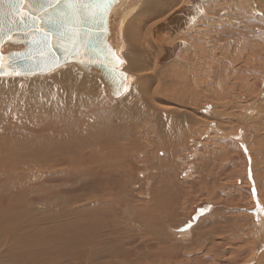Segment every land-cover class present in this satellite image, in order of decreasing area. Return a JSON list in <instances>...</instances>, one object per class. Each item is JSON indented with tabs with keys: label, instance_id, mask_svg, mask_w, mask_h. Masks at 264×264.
Instances as JSON below:
<instances>
[{
	"label": "bare ground",
	"instance_id": "6f19581e",
	"mask_svg": "<svg viewBox=\"0 0 264 264\" xmlns=\"http://www.w3.org/2000/svg\"><path fill=\"white\" fill-rule=\"evenodd\" d=\"M257 26L259 32H251ZM98 34L118 58L119 95L110 93L100 68H85L78 58L26 75L31 77H0V187L11 191L26 174L86 175L95 184L115 176L80 200L84 211H92L90 219L73 218L89 225L83 244L88 256L103 252L105 264H231L242 254L244 260L234 264H264V70L261 76L256 70L264 67V0H112ZM5 44L2 52L9 49ZM223 89L255 90L253 102L235 117L234 135L217 128L201 141V125L208 120L204 128L211 132L216 116L200 115L199 99L205 90ZM246 126L253 152L243 143ZM215 136H233L239 143ZM186 152L190 161L182 159ZM240 154L255 203L250 213L226 189L240 178L235 159ZM200 167L207 171L200 179L209 183H200L201 191L206 187L210 197H221L211 199L215 212L205 218L193 214L179 222L174 232L190 241L180 249L169 243L165 222L178 226L171 207L180 208L187 196L181 186L180 198L170 202L176 193L170 187L177 174L190 179ZM219 180L224 190L216 186ZM167 186L163 200L161 187ZM145 192L148 199L136 200ZM78 206L68 209L73 213Z\"/></svg>",
	"mask_w": 264,
	"mask_h": 264
},
{
	"label": "rangeland",
	"instance_id": "374dc122",
	"mask_svg": "<svg viewBox=\"0 0 264 264\" xmlns=\"http://www.w3.org/2000/svg\"><path fill=\"white\" fill-rule=\"evenodd\" d=\"M251 32L258 33L259 27L257 26V28H254ZM19 45L20 44L8 42L3 47L6 48L7 46H9V49L6 50L8 52L14 48L17 49ZM69 62L75 63L78 61H69ZM90 67H95V66H90ZM256 70L258 72L257 73L258 76L259 75L261 76L264 67L261 66ZM24 76L31 77L33 75L31 76L24 75ZM0 77L9 78L8 76H0ZM10 77H18V76H10ZM101 82L104 85L108 86L102 80ZM258 84H260L259 80L257 81V85ZM216 91L218 92L219 96H215L213 94ZM216 91L205 90L203 91L202 96L199 99V103H200L199 111H198L199 114L205 117L206 116L205 111H210L216 116L214 118L215 125L214 128L211 129V132L210 131L205 132V128H206L205 124L208 120H204V124L201 125V128L203 129L201 133L202 135L200 134L201 141L202 140L206 141L209 138V136H211L213 133L216 135L217 132L215 133L212 131H216L215 129L217 128L222 129L224 131L226 130V132H228L229 134L233 133L234 135V133H236L239 130L238 127L239 124L235 117L241 116L245 106L248 103L253 102L252 95L255 90L223 89ZM110 96L113 97L112 95ZM244 96L246 98H243ZM263 100L264 98H262L260 102ZM222 110L224 111V114ZM225 114L228 115L226 116ZM219 119L220 122H218ZM242 132H243L242 138L245 147H248L249 150L253 152L254 149L252 151L251 147L255 148L256 146L255 145L248 146L247 126L243 128ZM202 136L205 137L203 138ZM215 137L224 140L230 145L232 143L238 145L239 143L238 139L234 138L233 136H225L223 138L220 136H215ZM189 154L190 152H186L184 155H182L184 156L182 157V159L186 160ZM189 157L190 158H188L187 161L188 160L190 161L193 158L191 155ZM235 159L236 161H238L236 163V167H238L239 170L241 171V175L239 176L240 178L238 179L235 178V184H234L235 186H231L226 189L235 198L243 201L244 206L242 208L244 213H250L252 212V207L255 205V203L251 201V195L249 192L250 186L248 184L246 173H243V171H246L245 158L242 154H240L237 158L235 157ZM206 172L207 171L203 170L202 167L194 168L192 173H190V179L186 177L187 178L186 180L183 178L181 174H177L178 176L176 177H178V179L174 180L172 182L173 185H171L170 187V189L173 190V193L174 191H176V193H174L175 197L173 198L172 196L170 197L171 198L170 202H172L173 200L172 203H174V201L176 202L180 198L179 191L180 190L183 191L182 187L186 190L185 196H187L184 202L180 204V208L171 207L174 206L175 204L174 205L171 204L170 206L172 208L173 214L177 216L178 226L172 227L170 222H165L166 225L165 229H167L166 230L167 234L170 236L169 243L172 242L175 245L180 244L181 245L180 249H183L184 247L183 244L186 243L188 244L190 241H189V237H185L174 232V231H179L178 229L180 228V226H182V224H180L179 222H185L190 218L192 219V216L194 217L193 214L195 215L198 214L199 216L196 218L201 220L204 215L206 217V215H209L211 211L215 212L214 210L215 205L211 199L212 198L219 199L221 197L219 194H215L218 198L210 197V195H208V192L207 193L205 192L207 190L206 187L203 188V190L201 191V186L199 185L200 183H202L204 186L209 184L204 182L203 179H200L201 178L200 176L206 174ZM142 176H143L142 174H139L138 175L139 178L137 176L135 178L142 179ZM219 177L223 178V175ZM115 180H116L115 176H111L106 181L112 182ZM161 180L162 178H158L157 180L158 183L156 182V184L159 185ZM221 180L217 182L216 186L220 185L222 187L223 184L220 183ZM107 182L104 181L102 183L95 184L86 175L74 176L72 174H67V173H62V174L50 173L47 175L26 174V179L19 187L10 189L12 192L9 191V189L6 190L4 187H0V264H83L85 257H89L92 260L91 262L93 264H105L102 263V261L104 260L102 258L105 256L103 252L92 250L89 252V254L91 255L90 257V255L88 256V253H86V251L83 248V244L89 235V231L87 228V226L89 225L88 224L87 225L85 224V226L84 224L77 225L75 224L74 221L83 223L84 220L86 222L87 219H90L88 217L89 215L92 214V211L90 210L84 211L86 207L82 203H80L81 202L80 200L87 194L95 193V192L98 193L97 191L100 192L102 189L101 185L105 186L104 183ZM177 182L180 185H178ZM147 185H148L147 183L146 185H143L144 189L148 187ZM172 186L174 187L172 188ZM33 187L34 189H32ZM167 188L168 186L161 187V192H160L162 193L161 195L162 196L163 194L164 196L166 195L165 196L166 198L164 196L161 198L163 200L168 199L166 192ZM224 189L225 188H223V190ZM145 194L148 193L145 192L143 193V195L141 194V197L139 196L140 198H136L135 196L134 197L136 198V200L139 199V201L145 198L148 199L149 197L145 196ZM70 204L71 206L79 204L78 208L75 210L77 212H75L73 209L74 214L71 212V210L68 209V206ZM204 206H207L208 208L205 209L203 208ZM201 212L203 213L201 214ZM71 216H77V217H71ZM195 222L196 221L191 222V225L192 224L198 225V223ZM163 226L164 224L160 225V228H163ZM169 227H171L172 229ZM35 230L37 231L35 232ZM166 231L164 230L165 233L164 232L163 233L166 234ZM142 232H139V234H142ZM6 237L8 238L7 242L10 244L9 245L7 244L5 247V245H3V242L6 240ZM184 238H186V240ZM246 255L247 254L236 256L232 260L231 264L242 262L244 260V257H246ZM173 259L174 256L172 257V260ZM223 262L230 263L228 259Z\"/></svg>",
	"mask_w": 264,
	"mask_h": 264
},
{
	"label": "water",
	"instance_id": "95a60500",
	"mask_svg": "<svg viewBox=\"0 0 264 264\" xmlns=\"http://www.w3.org/2000/svg\"><path fill=\"white\" fill-rule=\"evenodd\" d=\"M112 0H100L96 3L95 11L76 22L75 32L78 35L61 37L59 32L48 29L47 24H41L40 13L36 18L29 15L33 9L15 12L7 3L0 5V53L3 54V75H32L46 72L69 59H81L85 68L94 65L101 69V78L110 85V93H122V80L116 75L117 56L103 45L98 34V24L104 15V10ZM63 4L50 10L58 14ZM23 16V21L21 20ZM173 19V18H172ZM9 37L11 39H9ZM23 44L18 51L2 52L5 43ZM15 70L9 67L13 64Z\"/></svg>",
	"mask_w": 264,
	"mask_h": 264
},
{
	"label": "snow or ice",
	"instance_id": "6c2138e0",
	"mask_svg": "<svg viewBox=\"0 0 264 264\" xmlns=\"http://www.w3.org/2000/svg\"><path fill=\"white\" fill-rule=\"evenodd\" d=\"M100 0H0V5L5 3L9 4L15 12L19 9L21 12L24 9H33L29 15L31 18H36L37 10L40 13L41 24H47L48 29L59 32L61 37H67L71 35H78L75 32L76 22L81 20L83 17L91 13L92 16L97 15L95 11L96 3ZM63 4L64 7L59 11L58 14H53L50 10L57 8ZM23 21V16H21ZM9 39H11L9 37ZM4 57L0 53V75H3V63ZM15 70L14 62L10 64ZM19 75V72L15 73Z\"/></svg>",
	"mask_w": 264,
	"mask_h": 264
}]
</instances>
